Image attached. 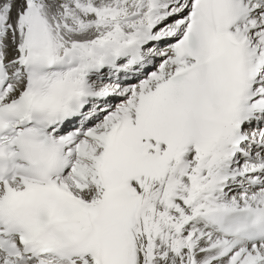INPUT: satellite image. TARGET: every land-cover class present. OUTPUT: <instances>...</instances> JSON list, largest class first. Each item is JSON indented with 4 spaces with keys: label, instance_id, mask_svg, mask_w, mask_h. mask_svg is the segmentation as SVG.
Here are the masks:
<instances>
[{
    "label": "snow or ice",
    "instance_id": "snow-or-ice-1",
    "mask_svg": "<svg viewBox=\"0 0 264 264\" xmlns=\"http://www.w3.org/2000/svg\"><path fill=\"white\" fill-rule=\"evenodd\" d=\"M0 264H264V0H0Z\"/></svg>",
    "mask_w": 264,
    "mask_h": 264
}]
</instances>
